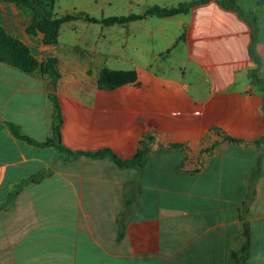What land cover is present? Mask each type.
I'll list each match as a JSON object with an SVG mask.
<instances>
[{
	"label": "crops",
	"instance_id": "0c3cea01",
	"mask_svg": "<svg viewBox=\"0 0 264 264\" xmlns=\"http://www.w3.org/2000/svg\"><path fill=\"white\" fill-rule=\"evenodd\" d=\"M140 1L144 9L130 4L128 14L181 3ZM32 19L31 9L0 2L1 27L40 62L58 58L55 92L67 148H109L125 160L148 134L154 139L133 169L108 157L56 159L54 147L0 129V264H234L231 252L246 232V264H264V142L260 174L255 143L264 135V118L261 92L249 77L255 64L248 23L217 0L187 13L147 16L119 24L121 43L110 37L102 53L110 65L79 69L60 55L61 43L70 53L87 46L84 35L75 34L77 43L61 39V30L77 28L78 19L61 25L57 44H45L41 32L29 34ZM104 67L134 70L138 84L99 88ZM50 85L47 74L0 62V121L46 140ZM46 169L48 175L18 187Z\"/></svg>",
	"mask_w": 264,
	"mask_h": 264
},
{
	"label": "trees",
	"instance_id": "16d2710c",
	"mask_svg": "<svg viewBox=\"0 0 264 264\" xmlns=\"http://www.w3.org/2000/svg\"><path fill=\"white\" fill-rule=\"evenodd\" d=\"M6 2L15 3L18 6L27 7L33 11L32 22L27 26V32L35 35L38 32L43 34V42L45 44H56L59 40L61 25L65 22L84 19L88 22H101L105 25L124 24L134 20L144 19L147 16L167 17L179 13H187L196 4L204 3L209 0H189L179 3L176 6L167 7L162 5H152L141 14L130 13L126 15H115L98 19L84 12L68 13L60 17H54L53 10L56 0H4ZM218 3L238 13L251 28V42L249 46V54L255 66L250 69L249 77L252 83L258 88L262 95V113L264 118V61L262 55L257 50V44L260 40L261 27L259 24L258 15L253 9H244L238 0H217ZM263 4L264 0H260ZM184 33L181 38H184ZM0 62L15 67L25 73L32 74L40 72L50 76L51 83L57 84L61 78V73L58 68V58L55 56L49 57L47 60L40 62L31 52L30 48L18 37L8 33L0 26ZM137 73L134 70H117L104 67L101 69L97 85L102 89H115L125 84H138ZM53 104L52 111V135L44 141H38L27 134H24L21 127L14 122L0 121V129L8 127L12 134L31 145L37 147H54L56 149V159L65 158L74 160L81 156L89 158H104L108 157L112 162L121 168L139 169L145 160L146 153L151 149L154 136L148 134L145 139L140 140L137 153L129 159L119 158L111 149L103 148L96 151L72 150L67 148L62 142V111L61 106L55 91L50 93ZM234 142H242V140L226 137ZM264 135L255 141L260 146L257 167L259 174L261 173V159L263 156ZM177 146V144L172 145ZM58 155V156H57ZM50 169L40 171L38 174L29 176L23 180L18 187H22L30 181H38L42 177L48 175ZM18 190L15 189L10 195L11 200L14 199ZM123 233V231L121 232ZM251 250V239L248 232L245 233V241L239 249H233L231 252L234 264H246Z\"/></svg>",
	"mask_w": 264,
	"mask_h": 264
},
{
	"label": "rangeland",
	"instance_id": "374dc122",
	"mask_svg": "<svg viewBox=\"0 0 264 264\" xmlns=\"http://www.w3.org/2000/svg\"><path fill=\"white\" fill-rule=\"evenodd\" d=\"M2 1L0 0V2ZM133 1H136V3ZM168 1V3L174 5L186 0ZM238 2L244 9L256 11L264 34V3L261 4L260 0H238ZM130 4H133L135 11L144 9V4L140 0H56L53 15L54 17H60L68 13L84 12L98 19H103L109 16L128 14ZM75 24L77 28L71 30L65 27L63 31L61 30L62 41L77 43L78 40L75 34H78L84 35L88 39V44L87 46L78 45L74 49L75 53H70L69 47L61 43L60 55L62 58L78 62L79 69H82L85 65L92 68L106 65V63L110 65V60L104 64L105 55L102 53L106 52L107 46H110V37L116 39L114 41L115 44L121 43L122 27L119 24L105 25L101 22L93 23L84 19H78ZM100 33L101 37L99 36ZM94 49L96 50L95 52L93 51Z\"/></svg>",
	"mask_w": 264,
	"mask_h": 264
},
{
	"label": "water",
	"instance_id": "95a60500",
	"mask_svg": "<svg viewBox=\"0 0 264 264\" xmlns=\"http://www.w3.org/2000/svg\"><path fill=\"white\" fill-rule=\"evenodd\" d=\"M50 91H55L56 90V85L55 84H53V83H51V85H50V89H49Z\"/></svg>",
	"mask_w": 264,
	"mask_h": 264
}]
</instances>
